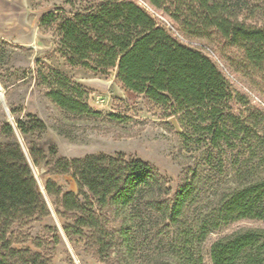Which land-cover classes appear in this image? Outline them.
I'll return each mask as SVG.
<instances>
[{
	"label": "trees",
	"instance_id": "obj_1",
	"mask_svg": "<svg viewBox=\"0 0 264 264\" xmlns=\"http://www.w3.org/2000/svg\"><path fill=\"white\" fill-rule=\"evenodd\" d=\"M44 13L40 28L55 27L60 54L70 65L114 71L129 92L143 96L173 118L182 145L202 149L192 157L172 190L151 163L121 154L59 157L30 142L27 153L16 138L40 135L45 122L8 103L13 121L1 114L0 264H51L60 242L56 226L45 236L23 231L50 216L32 166L45 162L57 174H70L77 192L47 179L44 190L64 220L69 242L102 264H206L199 245L208 234L243 220L264 222V114L246 108L217 66L201 52L178 42L134 0H93ZM184 32L215 31L243 50L245 62L264 77V26L247 23L239 0H148ZM0 38L2 71L12 66ZM34 86L59 110L72 116L100 117L88 103L89 91L64 72L35 58L28 71ZM11 73V74H10ZM6 93V92H5ZM114 121L131 120L116 113ZM55 151L51 152L53 156ZM232 186L221 190L226 170ZM257 173V174H256ZM256 174V175H255ZM50 233V234H49ZM30 246L17 248V243ZM209 264H264V231L246 230L215 239Z\"/></svg>",
	"mask_w": 264,
	"mask_h": 264
},
{
	"label": "rangeland",
	"instance_id": "obj_2",
	"mask_svg": "<svg viewBox=\"0 0 264 264\" xmlns=\"http://www.w3.org/2000/svg\"><path fill=\"white\" fill-rule=\"evenodd\" d=\"M71 1L75 6H80L85 1L93 0ZM134 1L138 5L140 2L147 3L154 13L148 12L158 25L178 42L201 52L217 66L242 102L236 107V112L251 108L264 114V77L245 62L240 47L230 45L215 31L188 34L182 31L168 14L150 5L148 0ZM239 1L244 7L241 18L247 23L264 26V0ZM57 7L68 9L67 0H0V38L6 42L4 60L10 59V72H14L9 75L7 71H2L8 85L6 88L0 82L3 100L6 106L8 103L21 106L23 112L35 114L46 124V131L40 135L23 137L16 133L23 151L28 156V144L34 142L45 151L49 163L59 157H83L98 153L121 154L128 160L140 159L153 164L174 190L183 167L192 162V157H199L202 149L191 144L188 148L184 147L182 139L178 136L181 130L176 121L173 118L161 119L159 108L143 96L126 90L115 78L114 71L101 72L79 64L70 65L60 54L55 27H39L41 16ZM35 58L64 72L86 88L89 91V105L102 115L72 116L51 104L43 96L41 89L34 86L32 76L28 72L29 68H33ZM110 113L129 116L131 120L114 121L108 118ZM1 114L12 123V117L0 102V120ZM6 142L0 138V143ZM53 150L55 154L52 156ZM31 166L38 188L40 191L42 189L50 209V216L34 221L23 228V231L36 237L48 234L43 230L45 226L58 228L61 238L52 255L51 264H102L83 250L81 241L69 242L66 239L61 229L64 220L56 215L53 198L47 196L43 189L46 180L51 179L63 191L76 193L77 184L74 178L70 174L53 173L50 170L51 165L45 162ZM229 171L230 169L226 170L220 192L232 186ZM250 229L264 231V222L243 220L208 234L198 248L205 263L209 264L207 251L211 242ZM14 246H30V241Z\"/></svg>",
	"mask_w": 264,
	"mask_h": 264
},
{
	"label": "built area",
	"instance_id": "obj_3",
	"mask_svg": "<svg viewBox=\"0 0 264 264\" xmlns=\"http://www.w3.org/2000/svg\"><path fill=\"white\" fill-rule=\"evenodd\" d=\"M139 4L141 5V6L140 5L139 6L142 7L144 10H146L147 12L150 11V12L154 13L152 8H150V6L147 3L140 2Z\"/></svg>",
	"mask_w": 264,
	"mask_h": 264
},
{
	"label": "water",
	"instance_id": "obj_4",
	"mask_svg": "<svg viewBox=\"0 0 264 264\" xmlns=\"http://www.w3.org/2000/svg\"><path fill=\"white\" fill-rule=\"evenodd\" d=\"M0 102H1V104L4 106V108H5L6 112H7V114H10L9 111H8V108H7V106H6V104H5L4 100H3V95H2L1 90H0ZM43 189H44V188H43ZM40 192L43 194L42 189H41Z\"/></svg>",
	"mask_w": 264,
	"mask_h": 264
}]
</instances>
